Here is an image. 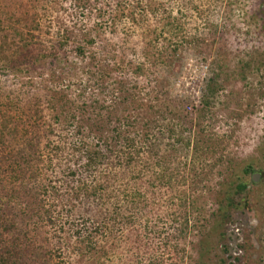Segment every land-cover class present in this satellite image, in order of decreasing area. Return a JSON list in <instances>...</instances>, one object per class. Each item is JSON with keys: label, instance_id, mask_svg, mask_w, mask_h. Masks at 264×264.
Wrapping results in <instances>:
<instances>
[{"label": "rangeland", "instance_id": "rangeland-1", "mask_svg": "<svg viewBox=\"0 0 264 264\" xmlns=\"http://www.w3.org/2000/svg\"><path fill=\"white\" fill-rule=\"evenodd\" d=\"M76 1L0 0V198L21 195L0 217L3 245L17 239L18 264H87L74 247L84 212L67 176L80 132L54 119L76 116L92 142L114 145L122 118L124 131L152 125L155 145L149 153L137 141L123 222L103 240L100 263L264 264V0ZM176 18L174 50L167 21ZM80 28L96 37L84 57ZM131 91L142 93L137 102ZM31 116L53 126L33 149ZM9 165L29 169L19 176ZM36 199L50 216H11Z\"/></svg>", "mask_w": 264, "mask_h": 264}, {"label": "trees", "instance_id": "trees-1", "mask_svg": "<svg viewBox=\"0 0 264 264\" xmlns=\"http://www.w3.org/2000/svg\"><path fill=\"white\" fill-rule=\"evenodd\" d=\"M180 1L183 2V0ZM76 2L81 9L86 8L87 5L90 6L92 3L91 0H77ZM99 15H101V12H99ZM168 18H171V15H169ZM177 21L178 18L169 19L167 21V24L169 22L171 25L170 27L172 28L170 34L175 38L171 39L174 50L181 44V41L179 43L176 39L177 35L175 34V31L180 29L176 28L179 27ZM80 29L82 30L79 32H81V35L83 36L81 40H84V42L81 41L82 44H78L75 47V50L80 56L84 57L83 55H85L84 53L87 49L86 46L94 44L96 37L91 34V29L89 31L83 28ZM77 36L78 35L75 36V39H78ZM183 39L184 37H180L179 40ZM140 69H142V65L138 64L134 71L140 73ZM136 88L137 85L135 84L132 89ZM141 94L142 93L139 91L129 92L128 95L132 99L131 103L137 102V99H140ZM59 100L61 99L56 98L54 95L48 97V105H50L52 111L57 110L56 107L59 105L57 104ZM81 108H85V106H82ZM153 108L154 106L150 107V109ZM177 114L183 117L181 111L177 112ZM75 118L76 116H74V120L70 121L64 117L61 121L59 116L56 115V118L54 119L58 124H62L63 128L71 126L77 131V133L80 132V135L75 133L77 136L74 137V171L69 168L67 169V176H74V178H76L75 184L71 189L74 191L72 196L74 197V200L76 199L78 202V207L83 210L81 212H84L78 215L76 220H74V225H72L74 227V247L76 248L75 251L77 256L85 258L88 261L87 264H101L100 259L106 254V249L102 245L103 240L106 236L112 235L113 229L119 227L123 222L122 198L125 197V194L128 192L126 191L125 184H123V173H130L133 176V173L136 170L135 165L138 162L140 150L137 141L144 144L143 149H147L149 153L153 151L155 144L154 141L151 140L152 135H150L152 134L153 126L148 125L143 133L142 131H124L123 126H121L123 119H117L116 121L119 125H116L112 130V138L114 140V145H112V142L109 141V137H100L98 140H95V143L92 142L82 129V125L80 124L81 121H77ZM31 120H33V123ZM182 121L184 122L183 119ZM27 125H29L28 130L26 126L27 135L29 136L31 130L34 138L32 141L27 140L28 146L32 149L38 147V140L41 136L39 133L42 129L44 130V135H46L47 132L49 133L50 129H53L51 124L40 123L39 121L36 122L32 116ZM172 130V128L166 129V132L168 133L170 131L169 133L174 135L175 131ZM12 132L15 136V133L18 131L17 129L14 131L13 128ZM35 140L38 141L37 144L34 143ZM116 145L119 146L116 147ZM112 148L116 149L113 150ZM49 149L53 152L59 150L56 147ZM47 164L48 167L51 166L49 162ZM9 167L12 172L19 174V176H23L27 172V169H29L27 168L26 170H23L21 165H9ZM79 168L82 169L83 173L85 172V175L80 172ZM244 171L245 173H249L254 170L251 165H248ZM20 196V193L16 191L15 194L12 193L10 196L6 197L8 200H2L0 198V217H3V214H5L4 211H6V205H12L16 200V197ZM129 196L133 198L136 197V194L132 192ZM36 200L37 202L34 205H28V208L25 211L21 209L17 210V208L13 207L14 205L11 206V216L16 218L21 214L22 220L26 223H28L33 216L41 219L44 214L50 216L52 212L45 209L46 204L41 199ZM14 203H16L15 206L19 205V201H15ZM48 219L51 221L50 217ZM4 222L5 221L0 219V227L2 226L5 232L8 230V226H6ZM10 227L11 226H9V228ZM24 236L26 241L28 239L27 235ZM4 242L6 241L0 237V264H18L19 258L20 256H23L24 252L20 255L22 249H18L19 246L17 247V239L15 238L10 241L9 245L6 243V246L3 245Z\"/></svg>", "mask_w": 264, "mask_h": 264}, {"label": "water", "instance_id": "water-1", "mask_svg": "<svg viewBox=\"0 0 264 264\" xmlns=\"http://www.w3.org/2000/svg\"><path fill=\"white\" fill-rule=\"evenodd\" d=\"M260 175L258 173L253 175V180L257 181L259 179Z\"/></svg>", "mask_w": 264, "mask_h": 264}]
</instances>
